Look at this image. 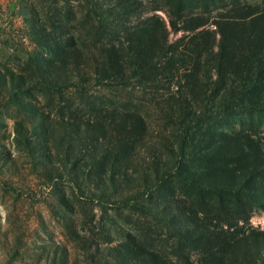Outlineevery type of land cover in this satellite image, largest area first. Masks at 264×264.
Returning a JSON list of instances; mask_svg holds the SVG:
<instances>
[{"label":"rangeland","instance_id":"374dc122","mask_svg":"<svg viewBox=\"0 0 264 264\" xmlns=\"http://www.w3.org/2000/svg\"><path fill=\"white\" fill-rule=\"evenodd\" d=\"M87 1L0 0V264H139L137 253L144 261L152 254L159 264H247L245 257L251 264H264V199L224 194L210 198L176 180L155 187L154 202L134 199L136 193L111 192L108 199L105 190L73 184V166L58 156L63 126H83L93 119L101 126L107 123L105 117L129 121V115L144 120L145 141L137 156L141 170L150 168L145 149L163 153V145L175 144L178 129L158 111L159 98L152 101L140 88L51 87L66 71L59 63L66 56L73 59L74 44L84 51V61H96L98 49L157 17L166 22L171 40L187 35L170 27V0H146V8L160 10L127 23L100 20ZM231 2L264 8V0H224L211 6L210 16L205 14L210 23L204 29L215 30L209 17L227 15L224 5L230 8ZM57 49L59 55L54 54ZM44 127L50 130L47 145L39 143ZM222 128L226 134L252 131L264 149V119L245 125L238 120L233 128ZM203 139L201 134L195 137L197 142ZM201 164L194 161L191 166L201 171L206 167ZM156 204L169 205L173 216L177 211L170 205L192 207L195 212L188 217L201 221L205 215L198 210L208 208L206 220L218 227L227 254L215 255L200 243L181 244V236L158 221Z\"/></svg>","mask_w":264,"mask_h":264},{"label":"trees","instance_id":"16d2710c","mask_svg":"<svg viewBox=\"0 0 264 264\" xmlns=\"http://www.w3.org/2000/svg\"><path fill=\"white\" fill-rule=\"evenodd\" d=\"M87 2L97 18L117 23L160 10L158 6L146 8V0ZM170 2V27L187 35L171 40L166 22L157 17L130 29L113 45L98 49L100 56L96 61H84V51L74 44L73 59L66 56L59 63L66 71L51 87L60 83L61 88L78 90H83L85 84L143 89L151 94L152 101L159 98L158 111L177 127L175 144L163 145V153L147 147L143 154L150 168L141 170L137 156L140 142L145 141L144 120L132 115L128 116L129 121L105 117L107 123L101 126H95L94 119L83 126H63L59 139L63 149L58 156L63 158L61 162L73 166L69 176L77 188L105 190L103 195L108 199L112 198L111 192L122 196L136 193L134 199L148 197L154 202L155 187L167 180L179 181L210 198L224 194L238 200L264 199V149L258 136L242 130L226 134L222 128H233L238 120L245 125L247 120L264 119V8L231 2L230 8L224 5L227 15L209 17L210 26L216 27L210 30L204 29L210 23L205 14L210 16L211 6L223 5L224 0ZM59 53V49L54 51L55 55ZM43 132L39 143L47 145L50 130L44 127ZM198 134L205 139L195 141ZM194 161L206 167L195 171L191 166ZM130 181L136 186H130ZM170 206L176 208V216L169 205L157 204L155 216L169 232L181 236V244L200 243L215 255L227 254L221 248L224 240L219 239L218 227L206 220V214L211 212L208 208L198 210L199 215H205L201 221L188 217L195 212L192 207ZM149 255L146 261L142 253L134 256L139 264H159ZM244 262L251 264L246 257Z\"/></svg>","mask_w":264,"mask_h":264}]
</instances>
